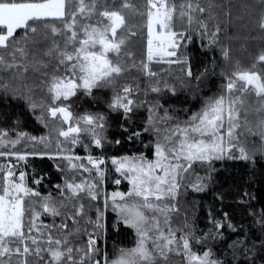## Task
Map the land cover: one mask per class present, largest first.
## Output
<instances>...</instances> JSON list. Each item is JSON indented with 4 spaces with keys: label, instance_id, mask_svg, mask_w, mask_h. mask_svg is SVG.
<instances>
[{
    "label": "snow or ice",
    "instance_id": "obj_1",
    "mask_svg": "<svg viewBox=\"0 0 264 264\" xmlns=\"http://www.w3.org/2000/svg\"><path fill=\"white\" fill-rule=\"evenodd\" d=\"M256 2L261 8L259 34L252 39L261 47L251 66L241 69L237 62L235 70L222 73L225 83L220 89L181 118L161 103L165 93L176 94L170 80L180 77L172 66H180L183 77L193 76L187 51L181 49L186 50L194 37L206 41L209 50L219 48L225 61L231 60L228 46L220 40L219 16L222 13L229 22L232 16L225 0H0V90L26 100L33 111L41 109L38 119L47 127L45 114L50 117L54 122L50 131L56 133L53 145L50 136L21 132L13 139L0 130V157L17 162L0 164V264H12L13 257L16 264H172L174 256L181 258L179 264H225L207 247L210 239H222V232L209 230L197 236L186 217L182 226L175 221L181 218L182 188L207 190L210 177L199 175V168L207 166L210 172L212 162L223 159L254 163L257 152L264 159V0ZM141 32L146 33L140 37L146 38V45L137 56L133 38ZM205 74L213 70L206 68L195 80ZM122 79L137 81L135 91L131 84L121 86ZM105 89L112 91L109 111L122 113L129 124L134 110L147 112L141 130L150 135L144 146L151 155L109 159L103 151L91 154L93 145L103 150L120 141L109 139L103 113L74 116L64 102L78 92L93 97L94 90ZM119 127L128 139H140L141 131ZM251 137L259 138L258 147ZM25 141L30 143L14 151ZM36 144L44 150L27 151ZM77 146L89 154H75ZM37 155L57 160V170L66 174L64 183L55 186V195H43L28 185L25 171H15L19 162ZM108 163L118 174L111 179L117 190L110 193L104 190ZM83 173L87 176L77 179ZM41 179L32 176L36 185ZM122 182L128 187L119 190ZM109 211L117 217L113 227L119 231L123 225L135 237L131 246L117 247L111 254L98 245ZM42 215L50 216L52 223L45 224ZM255 223L264 232V213ZM213 228L237 231L226 219L213 220ZM81 233L87 235L83 244ZM74 234L77 240H70ZM193 245L205 247L194 250ZM228 247L233 257L228 264H236L237 249L243 256L239 264H264V240L258 246L237 239Z\"/></svg>",
    "mask_w": 264,
    "mask_h": 264
},
{
    "label": "trees",
    "instance_id": "obj_2",
    "mask_svg": "<svg viewBox=\"0 0 264 264\" xmlns=\"http://www.w3.org/2000/svg\"><path fill=\"white\" fill-rule=\"evenodd\" d=\"M133 2L139 3L140 0H133ZM206 3V0H202ZM219 2V0H218ZM103 3V0H101ZM226 4L231 6L232 16L226 18L222 13L219 16L220 20V40L226 44L230 50V61H225L222 58V54L219 48L207 49L204 45L206 41H201L194 37L193 41L187 45L186 50L184 48L181 51H187L189 63L193 76L191 78L183 77L179 72V67L173 65V69H176L175 75L180 79H171L170 83L176 88V94L171 95L165 93L161 98V103L170 109H174L181 118H185L186 112L190 113L199 108L202 100L212 94L216 93L221 85L225 83V75L235 70L237 62L241 69L248 68L253 62L254 56L259 52L261 44L259 40H254L252 37H256L259 34V29L256 27V21L261 14V8L256 0H225ZM248 5V7H244ZM219 11V10H218ZM79 19V18H78ZM146 33L141 32L138 37H135L137 41L133 48L137 56L144 50L146 45ZM153 68L159 67L153 65ZM167 67V66H165ZM206 68H211L213 74H205L201 77L200 81H196L195 78L200 73H203ZM189 81H192L189 83ZM137 81L122 79L120 85L131 84L135 91V85ZM141 87L144 86L143 79L139 80ZM197 84L199 88L197 89ZM111 89H105L102 91H93V97L83 96L78 92L77 96L72 97L71 100L65 101V104L71 105V111L74 116L82 114L85 111L92 113L101 112L107 119V135L111 140H119L120 143H112L106 145L103 150L96 149L93 145L91 147V154L98 156L103 151L106 158L121 157L124 155H138L146 153L151 155L149 149L144 145L150 141V135L147 132L141 130V126L144 123V118L147 116V112L143 109L139 110V113L134 110L131 114L133 116V122L131 124L126 120H122V113H111L108 109V102L111 99ZM143 92L140 93V98H143ZM36 98L39 99V90H36ZM135 98V97H134ZM20 102V108L23 113H29L39 129L42 130L40 137H51L53 145L56 139L55 131L52 129L53 121L45 114V119L48 121V126L42 123L38 116L41 114V109L37 108L33 111L26 100L18 98ZM147 99L151 100L152 95H149ZM11 98H5L0 100V118L9 107ZM45 106L49 101H44ZM123 124L129 130L135 128L137 131H141V137L139 140L128 139V133L119 127ZM66 127V126H65ZM12 136L11 138H15ZM60 139H63L62 137ZM251 140L255 141V146H259V138L251 137ZM87 143V141H85ZM25 141L17 147L14 151H19L25 147ZM253 145H248L251 151ZM7 151L8 149H4ZM43 145L36 144L35 149L28 147L27 151H42ZM48 151H52V147H49ZM75 154L80 156H87L89 153L82 147H75ZM255 162L244 161L240 159H223L214 160L212 162V168L209 172L207 166L199 168V175L209 176L207 180L208 187L204 192H192L190 189L185 192L182 188L183 195L179 198L178 207L180 208V220L175 221L178 225L182 226L183 218L186 217L192 230L197 234H207L209 230L218 231L223 233V238L217 237L216 240H209L207 247H211L212 250L219 256L220 259L228 264L232 261V249L228 245L233 241L240 239L244 243L249 244L250 241H255L259 246L261 240H264V232L261 231L260 226L256 221H259L260 214L264 213V159L261 158L259 152L255 154ZM17 163L14 157L5 159L0 157V164L4 163ZM86 162V161H83ZM57 160L48 159L40 156H29L27 163L19 162V166L15 169L17 174L20 170L25 171L28 174L27 183L30 187L38 189L43 195L57 193L56 185H62L66 174L57 170ZM195 167V166H194ZM2 175V174H0ZM35 175L41 179V183L36 185L32 181V176ZM87 174L83 173L81 177H86ZM113 176H118L114 173L112 166L108 163V173L106 174V183L104 190L111 192L117 190V186L111 183ZM127 183L122 182L119 186V190L126 189ZM93 216L95 213L92 214ZM117 217L116 214L109 211L106 213V231L102 238L98 239V245L109 254L113 252L117 247H128L134 242V233L131 229L126 228L123 225H119V231H117L113 224ZM228 220L231 224L235 225L237 231L233 232L228 229H214L213 220L223 221ZM41 220L45 224H51L52 218L47 215H42ZM60 218H56V223L59 224ZM69 228L72 227L71 221H68ZM92 229L89 227V232ZM241 233H245L242 236ZM178 233L177 235H179ZM259 238V239H257ZM70 240H77V235L74 234L69 237ZM87 240L86 234H79V243L83 244ZM202 245H193L194 250L200 249ZM238 260L236 264H239V260L243 259V256L239 254L237 249ZM31 259V258H30ZM172 264H179L180 257H170ZM16 257H13L12 264H16ZM261 264V262H258Z\"/></svg>",
    "mask_w": 264,
    "mask_h": 264
},
{
    "label": "rangeland",
    "instance_id": "obj_3",
    "mask_svg": "<svg viewBox=\"0 0 264 264\" xmlns=\"http://www.w3.org/2000/svg\"><path fill=\"white\" fill-rule=\"evenodd\" d=\"M11 98L9 107L0 118V130L7 131L9 136H16L18 133H27L30 137H40L42 130L36 125L29 113H23L20 108V100L6 95L0 90V100Z\"/></svg>",
    "mask_w": 264,
    "mask_h": 264
}]
</instances>
